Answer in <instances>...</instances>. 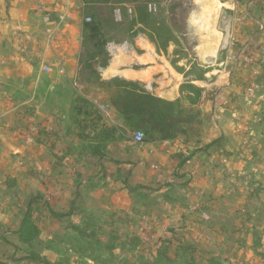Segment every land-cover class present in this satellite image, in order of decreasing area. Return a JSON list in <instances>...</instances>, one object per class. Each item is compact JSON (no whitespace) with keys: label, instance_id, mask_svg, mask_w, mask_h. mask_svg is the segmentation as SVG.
I'll return each instance as SVG.
<instances>
[{"label":"crops","instance_id":"crops-1","mask_svg":"<svg viewBox=\"0 0 264 264\" xmlns=\"http://www.w3.org/2000/svg\"><path fill=\"white\" fill-rule=\"evenodd\" d=\"M39 1L47 5L51 25L43 23L38 13ZM234 1L219 0L218 9L223 12L218 27L216 15L220 11L214 9L216 5L205 30L192 25L194 43L184 44L179 40L165 54L149 41L139 39L136 49H132L135 53L120 54L114 63L99 68L103 80L122 77L138 81L151 86L156 96L170 102L183 99L188 104L184 97L187 92H181L186 83L202 91L196 106L197 116L203 121L201 138L147 141L140 146L133 143V134L120 137V125L113 122L110 110L102 106H97L95 111L99 117L92 125V134L84 132L82 139H75L72 119L81 118L82 114L87 118L89 111L82 105L73 106L70 99L72 95L74 101L87 98L79 90L85 3L82 0H0V176L14 175L13 171L19 169L23 171L21 174H26L24 169L29 161L35 167L33 177H39L35 179L37 188L45 193L43 184L49 187V178L55 176V165H58L59 179L53 187L57 197L51 205L59 213L67 212L77 192L95 186V181L102 176L112 178L111 186L117 188H114L115 200L107 205L116 212L126 207L129 211L131 195L143 194L144 189L132 190L136 184H144L159 194L165 190L179 193L181 203L188 207L169 206L177 209L175 212L179 211L180 216L164 212L160 221L165 225L188 218V213L202 218L201 213L213 214L211 210L218 206L223 211H233L232 207L246 208L263 202L264 65L253 69L242 58L246 54L260 59L264 36L258 33L253 21L237 22L246 13L249 0H240L239 5ZM49 29L56 32L51 42L47 39ZM233 35L238 41L236 45L231 43ZM45 67L51 71L46 72ZM252 84L260 86L255 94L248 92ZM57 98L63 99L61 103L56 104ZM25 115L30 116L32 123ZM86 121L84 130L88 127ZM33 126L37 132L28 148L22 134L25 128ZM106 128L115 130L109 139L99 135ZM252 146L257 147L253 153L256 163L249 171L252 156L248 153ZM97 147L99 152L92 150ZM177 154L187 158L178 170ZM7 168L12 171L6 172ZM125 172L131 174V188L122 182ZM249 177L251 182L247 185ZM233 179L241 184L237 180L232 184ZM2 180L0 188L8 190V180ZM157 184L159 189H152ZM248 191L251 193L246 198ZM234 193L243 196L233 198ZM165 198L167 201L160 199L159 205L168 207L173 199Z\"/></svg>","mask_w":264,"mask_h":264},{"label":"rangeland","instance_id":"rangeland-1","mask_svg":"<svg viewBox=\"0 0 264 264\" xmlns=\"http://www.w3.org/2000/svg\"><path fill=\"white\" fill-rule=\"evenodd\" d=\"M136 1L155 5L156 9L150 14L151 19L167 25L175 33L178 41L182 40L184 44L185 42L194 43L192 25H199L202 30H205V23L210 19L214 5L217 6L214 8L215 10H219L220 7L219 0ZM128 2L130 3L127 5L131 7L133 0H128ZM200 7L203 8L202 11L199 10ZM94 11L99 17L105 16L108 12L105 9ZM94 11L90 10L89 12L93 13ZM219 11L220 13L218 12L216 15L217 27L221 22L223 10L220 8ZM86 18L88 17L86 16ZM122 20L121 13L119 22ZM131 52L135 53L136 51L131 50ZM91 93L87 98H82L84 101H90L88 106L83 103L84 101H74V95L70 98L73 101V106L74 104L76 107L87 106L86 108L89 110L87 118L82 114L81 118L72 119L77 140L82 139L84 132L91 133L92 125L99 117V114L95 112L97 106H102L103 109L107 108L101 102L100 94H97L96 91ZM56 100V104H59L63 99L57 98ZM66 101H68L67 96ZM93 101L94 105H92ZM25 116L32 123L30 116ZM85 120L88 123L87 130H84ZM24 130L22 137L30 148L37 128L33 126ZM29 132L31 133L29 134ZM256 148L255 146L249 147L251 150L248 154L252 156L249 171L256 163L253 158ZM27 163L28 166L24 169L27 176L21 174L22 170L20 169L14 170V175L0 176L5 182L8 180L6 185L9 188L8 190L0 188V264H37L26 259L28 252L31 251L39 253L46 261L55 262L54 264H207L209 258L213 256L221 258L222 264H264V195L261 196L263 202L260 204H249L246 205V208L232 207L233 211H223L218 206L217 209L211 210L214 212L213 214L210 211L201 213L202 218L188 213L186 216L188 218L184 220L180 218V222L173 220L170 224L165 225L160 221L164 212L174 213L173 217L180 216L179 211L175 212L177 209H169V206H180L184 209L188 207L181 203L182 198L179 196L181 194L166 190L159 194L155 190L146 189L142 191L146 193L145 196L131 195L129 211L126 207L116 212L112 207L107 206L112 204L116 198L115 189L117 188L111 186L112 178H98L95 181V186H89L82 192H77L75 205L77 210L68 218H54L44 204H33L31 206L32 215L34 218L41 219L42 225H44L41 241L36 240L33 241L32 246L23 247L14 231L18 229L32 198L39 194L45 197V193H55L53 187L55 183H58L60 172L58 165H55V176L49 178L51 186L46 187L48 185L44 183L46 192L42 193L35 183V179L39 177L36 178L30 174L34 173L35 167L33 168L31 162L27 161ZM77 163L81 164V162ZM10 170L7 168L6 172ZM236 180L241 184L238 179ZM236 180H231L232 184H236ZM250 182L249 177L247 185H250ZM119 186L122 187L121 184ZM152 189H159V184ZM250 193L251 191H248L245 194L246 198ZM166 196L173 200L168 207L166 205L163 207V205H159V200L167 201ZM242 196L239 193L233 194V198L241 199ZM205 200H208V195L205 196ZM186 204L190 205L189 202ZM198 209H200L199 206H197ZM204 213L206 216L202 215ZM246 215L249 216L248 219ZM84 219L86 222H83ZM246 222L247 224H245ZM87 223L89 225L87 233L91 235L90 240L82 238L73 228L74 225L85 226ZM166 245L169 247L165 256H158L159 248ZM112 248L114 249L112 250ZM194 248H196L195 252Z\"/></svg>","mask_w":264,"mask_h":264},{"label":"trees","instance_id":"trees-1","mask_svg":"<svg viewBox=\"0 0 264 264\" xmlns=\"http://www.w3.org/2000/svg\"><path fill=\"white\" fill-rule=\"evenodd\" d=\"M86 5V16L91 21H85L82 32V50L79 57L80 66V93L86 97L91 92L96 91L100 94L101 102L107 107L114 123L119 124L121 128L120 137L129 134L143 132L146 141H175L185 139L187 141L201 138L203 134L202 118L197 116L196 106L199 103L202 91L191 83H186L181 87V92H187L184 96L187 105L183 99L173 102L164 100L155 95L153 90L148 89L144 84L138 81L127 80L122 77H116L110 80H103L99 68H106L110 65L111 56L108 52V45L111 43H127L132 49H136L137 40L146 39L153 44L157 51L167 53L171 44L179 43L175 33L165 24L151 19L152 12L149 11V4L133 0L132 6H128V0H82ZM122 12V21L115 19V10ZM132 9V14L128 10ZM105 9L108 12L105 16L99 17L97 12ZM94 11L90 13L89 11ZM84 101V100H82ZM87 106L90 101L85 100ZM86 106V107H87ZM113 128H106L103 131L105 139L112 137ZM100 151V147L92 150ZM177 170L187 162V158L177 154ZM106 171H104L105 173ZM34 174V173H30ZM27 176V172L25 174ZM99 177L100 178H103ZM124 185L131 188V174L125 172L122 175ZM10 185V184H9ZM147 189L144 184H136L132 190ZM145 196L146 193H136ZM76 199L72 201L70 208L65 213H59L52 210V205L44 201L42 194L30 200L26 212L20 221L18 229L14 232L18 236L19 243L23 247L32 246L33 241L40 240L44 225L42 220L34 218L31 206L33 204H44L49 213L54 218H68L73 215L76 208ZM88 223L85 226H73L79 235L84 239H89L91 235L87 233ZM41 241V240H40ZM170 242V241H169ZM101 243V242H100ZM170 245V243H169ZM168 245L161 246L157 252L158 256H165ZM18 249V247H16ZM114 248H112L113 250ZM196 248L193 249L195 252ZM27 260L37 264H54L45 260L39 253L28 252ZM17 260V259H15ZM207 264H222L221 258L211 257Z\"/></svg>","mask_w":264,"mask_h":264},{"label":"built area","instance_id":"built-area-1","mask_svg":"<svg viewBox=\"0 0 264 264\" xmlns=\"http://www.w3.org/2000/svg\"><path fill=\"white\" fill-rule=\"evenodd\" d=\"M234 2L239 5L240 0H235ZM247 11L244 14V16H239L237 19V22L239 24H245L246 21H253L257 24L258 33L262 36H264V0H249L246 3ZM156 9V6L149 5V11L153 12ZM129 13L132 14V9L129 8ZM38 13L42 16L43 23L46 25L52 24V17L48 11L47 5L43 1L38 2ZM115 19L117 21L121 20V10L117 9L115 10ZM85 21L89 22L91 21V18H86ZM56 37V32L54 30L49 29L47 32V39L49 42L53 41ZM231 43L232 45H236L238 43L236 36L233 35L231 37ZM261 45V44H260ZM262 48V56H260V59L254 58L252 55L248 56L246 54H243V60L249 64L251 67H256L257 65H264V44L261 45ZM132 48L129 44L123 43V44H115L111 43L108 45V52L111 56L110 64L114 63L117 56L120 54L128 55L131 52ZM211 64V63H210ZM46 72H50V67H45ZM147 88L151 89V86H147ZM260 89V86L258 84H252L250 88H248V92L251 94H255ZM34 132V131H31ZM29 132V134L31 133ZM30 139V137H29ZM28 139V140H29ZM132 141L135 145H144L146 141V136L143 132H137L133 134ZM56 193H45L44 201L49 202L50 204L54 201V199L57 197Z\"/></svg>","mask_w":264,"mask_h":264}]
</instances>
